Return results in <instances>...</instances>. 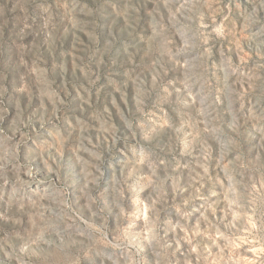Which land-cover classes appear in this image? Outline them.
Wrapping results in <instances>:
<instances>
[{"label": "rangeland", "instance_id": "374dc122", "mask_svg": "<svg viewBox=\"0 0 264 264\" xmlns=\"http://www.w3.org/2000/svg\"><path fill=\"white\" fill-rule=\"evenodd\" d=\"M0 264H264V0H0Z\"/></svg>", "mask_w": 264, "mask_h": 264}]
</instances>
